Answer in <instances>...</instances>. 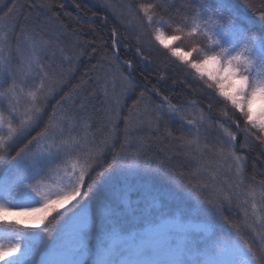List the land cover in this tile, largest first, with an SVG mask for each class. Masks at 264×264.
<instances>
[{
    "label": "snow or ice",
    "instance_id": "6c2138e0",
    "mask_svg": "<svg viewBox=\"0 0 264 264\" xmlns=\"http://www.w3.org/2000/svg\"><path fill=\"white\" fill-rule=\"evenodd\" d=\"M36 7L50 10L51 5ZM245 7L251 16L237 0H184L178 9L175 0H153L139 4L137 13H142L141 26L152 28L148 47L155 41L189 70L185 79L194 75L188 82H200L209 110L223 103L224 120L216 122L222 132V136L218 132L217 154L232 162L229 171L235 169V189L244 187L247 158L237 155V135L229 131L231 125L224 124L232 119L239 128L242 121L248 132L242 146L252 143L249 136L264 146V0L258 7L245 0ZM24 8L21 0H11L0 16V20L16 21L10 32L0 30V167L4 169L0 174V264H264V179L253 178L252 187L243 194L244 228L255 237L248 240L241 227L229 224L223 215V205L240 196L233 185L227 191L216 189L215 195L204 200L199 189L206 185L185 183L182 174L165 169L162 162L155 167L142 162L140 149L129 152L122 145L123 150L116 151L119 126L111 113L112 130L99 138L91 132V116L60 112L56 107L44 127L31 135L43 122L68 72L61 70L60 78L53 79L56 53H49L60 37L45 39L38 19L25 16L21 22ZM173 9L179 19L170 23ZM158 13H163L159 19ZM154 24L159 26L153 28ZM166 35L176 46L166 42ZM185 39L193 43L181 55L179 42ZM117 47L113 40L112 48ZM59 53L62 63L71 64L86 50H73L69 56L60 48ZM151 55V51L145 54L138 40L136 56L145 66L151 63ZM113 56L118 58L119 52ZM123 65L131 87L136 66L132 60ZM164 81L161 76L158 83ZM156 94L160 95L158 89ZM162 100L168 103L169 120L179 119L181 127L187 128L174 139L193 159L202 156L208 149L201 147V132L207 131L211 113L205 116L201 111L198 117L188 118L182 107L195 108V102L178 107L167 97ZM125 123L128 145L131 133ZM22 141L26 142L12 154ZM260 155L264 157V152Z\"/></svg>",
    "mask_w": 264,
    "mask_h": 264
},
{
    "label": "trees",
    "instance_id": "16d2710c",
    "mask_svg": "<svg viewBox=\"0 0 264 264\" xmlns=\"http://www.w3.org/2000/svg\"><path fill=\"white\" fill-rule=\"evenodd\" d=\"M21 2L25 4L23 13L19 17L21 22L25 16H29L32 21L38 19L42 22L43 32L47 34L44 36L45 39L53 36L60 37L59 41L53 43L49 53V55L52 51L56 53L53 69L56 70L57 75L53 79L60 78L61 70L68 72V75L64 77V82L57 89L55 98L50 101L43 122L32 132V136L44 127L54 107L60 112H78L84 117L91 116L88 123L92 125L91 132L95 133L98 138L112 130V123L108 119L111 113L113 120L119 126V137L115 140L116 151H122V145L127 147L129 152H136L140 149L143 153L142 162H147L152 167L162 162L165 169H173L178 174H182L185 183L206 185L199 189L201 198L204 200L215 195L216 189L227 191L229 185H233V191L245 193L252 187L253 178L256 181L264 179V157L260 155L264 152V146L249 136L252 143L246 148L243 147L245 136L248 135L245 130L246 126L241 121L240 127L237 128L232 119H228L224 126L231 125L229 131L237 135L235 151L237 155L247 158L244 187L235 189L237 182L235 169L229 171L232 162L217 154L220 148L218 132L221 136L222 132L218 129L216 122L224 120L223 103L213 105L209 110L206 90L201 89L200 82H188L194 79V75L185 79V73L189 70L184 65L166 53L155 41H152V47L149 48L147 45L152 28L141 26L142 13L137 14L138 5L152 3L153 0H21ZM183 2L184 0H175L176 8L178 9ZM251 2L258 7L261 0H251ZM10 3L11 0H0V9H2L0 16L7 10V5ZM42 3L51 5L50 10L36 7ZM237 3L242 10L248 12V15H252L251 10L245 7V0H237ZM29 4L33 6L29 7ZM161 14L163 13L157 14V19ZM169 15L173 17L170 23H175L179 19L176 9H173ZM168 18L169 16L165 15V19L168 20ZM14 24H16L14 19H2L0 30L10 32ZM157 26L159 25L154 24L152 27ZM113 31L116 32L115 37L112 35ZM16 34L17 36L20 34L18 25ZM165 37L170 38V35ZM113 40L117 41V49L112 48ZM138 40L145 47V54L148 51L152 53L149 57L151 63L147 66L136 56ZM192 43L193 41L185 39L179 42V47L186 52ZM13 45H15V37ZM170 45L176 46V42L170 40ZM60 48H63L64 54L69 56L73 50L77 53L86 50V54L73 58L71 64L62 63ZM116 51L119 52L118 58L113 56ZM125 60H132L136 66V71L131 74L130 78L134 81L131 87L127 82L129 79L127 66L123 65ZM45 63L49 61L45 60ZM112 73L115 75L114 83L116 84L114 85H111ZM161 76L165 77V81L158 83ZM3 87L6 88L7 84ZM117 89L118 94H116ZM157 89L160 95L156 94ZM163 97H167L168 102L178 107L195 102V108L182 107V114L188 118L198 117L201 111L205 116L211 113V121H207L205 125L207 131L202 130L201 132V147L206 146L208 150L204 151L198 160L193 159L192 154L174 139L185 134L187 128L181 127L183 122L179 119L169 120L168 103L163 102ZM117 113H119L118 118ZM231 113L229 106V116ZM236 115L239 114L236 113ZM126 120L131 133L128 145H125L124 135ZM169 132L172 133L171 136L168 135ZM83 134L81 132V135ZM24 142L26 141L17 144L12 149V154H15ZM111 155V152L107 153L108 160L111 159ZM202 158L219 161L218 165L221 170L215 172L214 181L207 176L206 170L200 165L203 162L205 164ZM3 170L0 167V174ZM242 208L241 195L239 198L234 196L230 204L223 205V215L228 218L229 224L241 227L245 239H255L251 231L244 228L245 218ZM9 218L16 217L10 216ZM43 239L46 245L48 236L45 235ZM44 245L41 246V250Z\"/></svg>",
    "mask_w": 264,
    "mask_h": 264
},
{
    "label": "rangeland",
    "instance_id": "374dc122",
    "mask_svg": "<svg viewBox=\"0 0 264 264\" xmlns=\"http://www.w3.org/2000/svg\"><path fill=\"white\" fill-rule=\"evenodd\" d=\"M165 40H166V42L167 43H169L170 44V40L171 39H169L168 37H165ZM184 54H186V52H184V51H182L181 50V55H184ZM114 73H112V75H111V85H114V84H116V83H114ZM115 86H113V88H114ZM118 89H117V91H116V94H118ZM198 158H199V156H197L196 157V160H198ZM201 160H204L203 158L201 159ZM205 161V164H200L201 166H203V168L206 170V172H207V176L209 177V178H212L213 179V177H216V174H215V172H218V171H220L221 169H220V167H219V165H218V163H219V161L218 160H215V161H213L212 160V158H210L209 160L208 159H206V160H204ZM244 193H240V195H241V202H242V212H243V215H244V195H243ZM248 209H249V211L251 210V203H249L248 204ZM16 218H21V219H25L26 217H16Z\"/></svg>",
    "mask_w": 264,
    "mask_h": 264
}]
</instances>
